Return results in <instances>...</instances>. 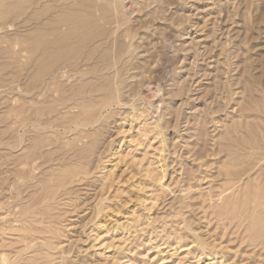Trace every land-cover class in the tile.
Returning <instances> with one entry per match:
<instances>
[{"label":"rangeland","instance_id":"374dc122","mask_svg":"<svg viewBox=\"0 0 264 264\" xmlns=\"http://www.w3.org/2000/svg\"><path fill=\"white\" fill-rule=\"evenodd\" d=\"M87 1L0 0V264H264V0Z\"/></svg>","mask_w":264,"mask_h":264},{"label":"bare ground","instance_id":"6f19581e","mask_svg":"<svg viewBox=\"0 0 264 264\" xmlns=\"http://www.w3.org/2000/svg\"><path fill=\"white\" fill-rule=\"evenodd\" d=\"M81 1V0H80ZM96 1V2H95ZM145 1H147V0H145ZM167 1H170V0H167ZM173 1V0H172ZM86 2V1H85ZM84 2V3H85ZM88 2H90L89 0L87 1V3ZM94 2H95V4L97 3V2H100L101 3V5H102V7L101 6H99V7H101L102 9H103V11H104V18L103 17H100V18H102L103 19V23L104 22H106V26H109V29H108V31L107 32H105V36L108 34V33H110L111 34V36H112V34H113V36L114 35H120L121 33L123 34L125 31H127L128 30V32H130L131 31V28H128V29H126V30H124V28H122L123 27V25H124V23H125V19L127 18L126 17V11H127V15H129L128 14V11H129V9H130V11H133L134 10V7H132V8H130V4L131 3H134V2H132V0H94ZM72 3H74V2H72ZM76 3V2H75ZM79 3L80 2H78L77 3V5H79ZM82 3H83V1H82ZM90 3H92V1L90 2ZM99 3V4H100ZM167 2H166V0H148V2H146V5L142 8V10H145V9H147L148 7H150L152 4H153V6L151 7V8H153L154 10H158L159 12H160V10L162 9V8H164V7H166V6H164V4H166ZM94 4V5H95ZM173 3H171V1H170V3L168 2L166 5L167 6H169V5H172ZM71 5V4H70ZM81 5V4H80ZM84 5L85 4H83V7H84ZM88 5V4H87ZM90 5H92V4H90ZM143 5V4H142ZM132 6V5H131ZM164 6V7H163ZM77 7V6H76ZM81 7V6H80ZM83 7H81V8H83ZM88 7V6H87ZM90 7V6H89ZM97 7V6H96ZM95 6L93 7L94 9L96 8ZM74 8H75V5H74ZM78 8V7H77ZM85 8H86V6H85ZM151 8H149V9H147L148 11H150V9ZM170 8V7H169ZM79 9V8H78ZM94 9H91L92 10V12H94L95 10ZM98 9V8H97ZM83 10H86V9H83ZM89 10V9H88ZM100 10V12H102L101 11V9H98L97 11H99ZM136 10V9H135ZM152 10V9H151ZM153 10V11H154ZM170 10V9H169ZM164 11V10H163ZM168 11V10H167ZM96 12V11H95ZM99 12V13H100ZM151 12V11H150ZM91 13V12H90ZM89 13V14H90ZM155 13H158V12H155ZM78 14H80V12H78ZM95 14V13H94ZM132 14H133V12H132ZM92 15H93V13H92ZM96 15V14H95ZM101 15H102V13H101ZM87 16V15H86ZM100 16V15H99ZM132 16V15H131ZM78 17V16H77ZM80 17V16H79ZM78 17V18H79ZM93 17H94V15H93ZM96 17V16H95ZM82 18V17H81ZM87 18H89V16H87ZM98 18V17H97ZM83 19V18H82ZM90 19H91V17H90ZM102 19H100V20H102ZM129 19V18H128ZM105 20V21H104ZM127 20V19H126ZM84 21V20H83ZM82 21V22H83ZM94 21V19L92 20V22ZM84 23H85V21H84ZM89 23H91V22H89ZM95 23H96V20H95ZM97 23H99V20H98V22ZM101 23V22H100ZM63 24V23H62ZM61 24V25H62ZM83 23H81L80 25H82ZM99 25H100V27L102 26L103 27V25L102 24H97V26L96 27H98L99 28ZM129 25V24H128ZM77 26H79V25H77ZM86 26H88V25H86ZM92 26V25H91ZM81 26H79V28H80ZM82 27H83V25H82ZM87 28V27H86ZM85 28V29H86ZM108 28V27H107ZM125 28H127V26L125 27ZM77 29H78V27H77ZM103 28H101V30H102ZM81 30V29H80ZM100 30V28H99V31L97 30V33L98 32H100L101 31ZM78 32H79V30H77ZM82 31H83V29H82ZM87 31H88V28H87ZM103 33H104V29H103ZM103 33L101 34V36H103ZM126 33V32H125ZM99 34V33H98ZM63 35V34H62ZM96 36H100V35H96ZM61 36H59L58 38H60ZM106 37H108V36H106ZM120 37V36H119ZM119 37H118V39H119ZM57 38V42L59 41V43H56V44H62V43H60V40L62 41V38L59 40ZM92 38H93V36H92ZM91 38V39H92ZM113 38V37H112ZM121 38H123V36L121 37ZM63 39H64V37H63ZM94 39V38H93ZM95 39H96V37H95ZM99 39H101V38H99ZM103 39V38H102ZM126 39V38H125ZM108 40V39H107ZM50 41V40H49ZM104 41H106V40H104L103 39V41L102 42H104ZM62 42H64V41H62ZM45 43H46V41H45ZM50 43V42H49ZM86 43H87V41H86ZM99 43V42H98ZM97 43V44H98ZM44 44V43H43ZM47 44V43H46ZM55 44V45H56ZM90 44V43H89ZM45 45V44H44ZM43 45V46H44ZM49 45V44H48ZM52 44H50L49 46H48V49H50ZM53 45H54V42H53ZM52 45V46H53ZM42 46V47H43ZM86 47H87V45H85ZM90 46V45H89ZM94 46V45H93ZM47 47V46H46ZM50 47V48H49ZM54 47V46H53ZM57 47V46H56ZM56 47H55V49H56ZM86 47L84 48V46H83V48L84 49H86ZM95 47V46H94ZM93 47V50L97 47H95L94 48ZM45 48V47H44ZM46 50H47V48H45ZM62 49H64V47L62 48ZM62 49H60L61 50V53H63L62 52ZM51 50H52V48H51ZM59 49H56V52L58 51ZM50 50H48V52H49ZM55 51V50H54ZM64 51V50H63ZM95 51V50H94ZM55 52V53H56ZM44 53H47L46 51H44ZM48 55H49V57H51L52 55H54V53H52L51 52V56H50V53H47ZM88 54V53H87ZM41 55H42V53H41ZM57 55V54H56ZM56 55H55V57H56ZM58 55H60V54H58ZM58 55H57V57H58ZM65 55H67V53H65ZM46 57V56H45ZM48 57V58H49ZM54 57V56H53ZM54 57V58H55ZM56 57V58H57ZM52 58V57H51ZM55 58V59H56ZM62 59H64V55H63V57H61ZM40 59H42V61H44L43 60V58H40ZM54 59V60H55ZM34 60H36V59H34ZM49 60V59H48ZM61 60V59H60ZM58 61V62H61V61ZM67 60V59H66ZM69 60H71V59H69ZM68 61V60H67ZM58 62L57 63H55V64H58ZM65 62V61H64ZM76 62V61H75ZM37 63H38V61H37ZM36 63V64H37ZM40 63H41V61H40ZM40 63H39V65H40ZM43 63V62H42ZM42 63H41V66H42ZM51 63H52V61L51 62H49V65H51ZM72 63H73V61H72ZM71 63V64H72ZM36 64H35V62L34 63H32V66H36ZM55 64H53V66H55ZM38 65V66H39ZM47 66H46V68H48L49 66H48V63L46 64ZM65 65H68V63L66 62V64ZM73 65V64H72ZM29 66V65H28ZM31 66V67H32ZM38 66H36V67H38ZM61 66H62V64H61ZM68 66H70V65H68ZM76 66H77V64H76ZM35 67V68H36ZM45 67V66H44ZM70 67H72V66H70ZM33 68V67H32ZM75 68V67H74ZM45 69V68H44ZM44 69H42L43 71H44ZM51 69V68H50ZM33 70L35 71V70H39L40 71V69H34L33 68ZM30 70L28 69V72H29ZM32 71V70H31ZM37 71H36V73H37ZM38 71V72H39ZM47 71H49V70H47ZM51 71V70H50ZM33 72V71H32ZM64 73H65V70H64V66H62V67H59V68H56V70H54V71H52V75L50 76L49 75V78H54V76H55V74H60V76L61 75H64ZM33 74V73H32ZM30 75V76H36V78H35V81H36V79L38 80V78L37 77H39L37 74H34V75ZM43 74H45V71L43 72ZM46 74H47V72H46ZM45 74V75H46ZM44 76V75H43ZM43 76H41V77H43ZM30 78V77H29ZM62 78V77H61ZM30 81H32V78H30ZM39 81H41L42 82V80H40L39 79ZM33 82H34V78H33V81H32V83L31 84H33ZM49 82H50V80H49ZM36 84H38V81H37V83ZM36 84H33V85H36ZM38 85H41V83L40 84H38ZM32 86V85H31ZM36 87H37V85H36ZM49 88V87H48ZM51 88V87H50ZM31 89V88H30ZM36 89V88H35ZM46 198V197H45ZM261 203V202H260ZM264 203V202H263ZM262 203V204H263ZM264 206V205H263ZM224 207H225V205H224ZM232 207V206H231ZM225 208H227V207H225ZM226 211H228V210H226ZM218 213H220V215H221V213L222 212H218ZM228 213V212H227ZM223 214V213H222ZM34 225V224H33ZM32 227H34V226H32ZM30 229V228H29ZM36 229H34L33 231H35ZM40 230V229H39ZM39 230H36V231H39ZM250 230V229H249ZM32 231V230H31ZM27 248H30V246L29 245H27ZM27 264V263H26Z\"/></svg>","mask_w":264,"mask_h":264}]
</instances>
